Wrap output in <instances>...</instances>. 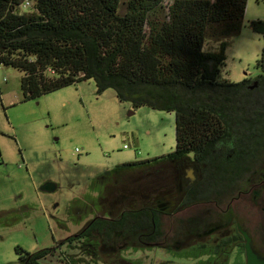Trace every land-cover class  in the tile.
<instances>
[{"label":"trees","instance_id":"1","mask_svg":"<svg viewBox=\"0 0 264 264\" xmlns=\"http://www.w3.org/2000/svg\"><path fill=\"white\" fill-rule=\"evenodd\" d=\"M26 2L30 3L27 9ZM246 3L0 0V66L23 73L24 102L93 80L98 94L112 89L120 102L134 109L149 107L175 115L174 151L160 159L116 167L95 181L98 193L114 197V179L135 171L160 175L164 194L175 188L168 185L165 171L190 166L194 181L182 182L180 202L167 216L198 206L225 205L264 173V45L255 65L260 74L238 84L218 80L226 43L221 42L215 52H205L203 47L208 40L220 42L240 34ZM249 28L264 40V22L252 21ZM137 194L114 216L115 201L106 203L100 194L94 200L95 208L90 203L73 208V217L94 214L77 237L92 242V258L114 234L136 235V249L163 241L162 217L152 211L148 196ZM191 227L185 228L191 231ZM85 241L80 244L83 252L89 249ZM194 241L182 247L190 248L182 256H208L204 264H228L231 251L227 246L237 236L217 250H212L209 241L201 245ZM239 253L243 254L242 246ZM16 254L20 264H42L57 249L34 254L17 249Z\"/></svg>","mask_w":264,"mask_h":264},{"label":"rangeland","instance_id":"2","mask_svg":"<svg viewBox=\"0 0 264 264\" xmlns=\"http://www.w3.org/2000/svg\"><path fill=\"white\" fill-rule=\"evenodd\" d=\"M252 21L264 22V0H247L239 35L220 42L206 41L205 52H215L221 42L227 45L219 81L238 84L260 74L255 65L264 40L250 30ZM22 77V72L0 66V264H20L17 249L30 254L57 249V254L42 264H67L65 259L70 264H87V257L80 255L85 248L80 252L68 243L62 244L93 220V213L73 217V208L89 203L95 208L98 194L110 204L116 196L120 201L113 203L114 216L124 206L119 203L125 196L137 197L138 192L149 200L159 196L164 185L146 172H126L115 178L114 197L102 194L103 191L98 193L95 181L120 165L160 159L172 153L176 146L175 115L149 107L134 109L130 103L120 102L112 89L98 94L93 80L24 102ZM46 185L53 186V190H42ZM233 209L257 243L261 242L264 215L259 207L242 199ZM198 212L192 208L165 220V230L171 234L177 226L175 220H186ZM193 222L188 225L193 226ZM188 252L184 249L178 254ZM178 254L146 247L116 255L101 252L92 259L115 264L207 261L206 256L191 258ZM120 255L128 262L121 260ZM243 260L245 255L237 256L234 251L229 264Z\"/></svg>","mask_w":264,"mask_h":264},{"label":"flooded vegetation","instance_id":"3","mask_svg":"<svg viewBox=\"0 0 264 264\" xmlns=\"http://www.w3.org/2000/svg\"><path fill=\"white\" fill-rule=\"evenodd\" d=\"M155 169H158V168L156 167L154 168V170ZM132 172H135V171H131V173ZM193 174H194V170L190 166L182 167L181 169L178 168L177 171H175L172 168H169L168 171H165L163 176L166 179L168 185H170V187L172 185V187L174 186L175 188L168 190V191H164V194L161 193L159 196L157 195L151 196L150 201H149L152 211H154V213H156L157 216L162 217L161 221H162L163 230H164L163 241L157 242V243L148 242L147 248H160V249H164L166 251L172 252L174 254H178V253H181V251L184 249H190V248L183 249L182 247L188 242V240L190 239L192 240L195 238V241L193 244L201 245L202 243L209 241L210 247L212 248V250H217L219 247H221L225 243L228 244L229 240H231L234 234H236L237 241L235 243L228 244L227 247L230 248L231 254L232 252L236 251L237 256H239L240 254L239 248L242 246L243 254H240V255L244 256L246 240L244 239L243 233H246L247 236L251 240L250 245H251L253 252L255 253V255L257 256L259 260H264V231L262 233L261 242L257 243L254 237L249 233L247 228L243 226V219L240 218L237 215V213H235V210L233 209V205L235 203L239 202L242 199H246L252 202L254 205H257L261 213H263L264 215V173L260 174V176L257 177L255 182L251 184L249 183L244 188V190L236 198L231 200L229 203L225 205H218L215 203L211 206H205V208H208V209H203V210L202 208L204 206L195 207L199 210V212L196 215L191 216L187 218L186 220H183V219L175 220L177 223V226L173 230V232H171V234L165 230L164 221L167 219L168 220L173 219L175 218V216L179 214V213L178 214L173 213L167 216L168 212L172 211V209L176 205H178V203L180 202L178 191L181 192L182 190V187H181L182 182H189V183L193 182L194 181ZM153 176L155 177V180L157 182H161L159 178L160 175L159 176L153 175ZM116 198L117 197H115L113 201L111 200V202H114V201L116 202L117 201ZM133 199L134 197L132 198L129 196L128 197L125 196V198L121 200L119 205L124 204V206H126L127 203L133 201ZM117 213H119V210ZM204 213H205V217L203 218L201 215L204 216ZM193 218L195 220H194L193 226L191 227L192 230L187 231L185 227H188L187 226L188 221ZM260 227L264 230V217L262 219ZM79 233L74 237H70L76 240L75 243L65 242V243H68L69 247L77 248L78 251L81 249L80 244L84 243L85 241L84 239L80 240L77 238ZM68 239L69 238H67L65 241H68ZM138 242H139V239L137 238L136 235L123 236V235L114 234V237H111V239L106 240L105 245H101V247H99L100 249L99 251L100 253L101 252L105 253L106 256L116 255L117 253L121 254L122 251L137 250L136 248H137ZM90 244L92 243L89 242V244L87 245L89 249H86V251L83 252L84 258L87 257L88 259V261H86L87 264H115L114 261L109 262V263L106 261H101L100 263L99 260H93L91 257V254L89 253ZM87 253H89L88 256H87ZM178 255L182 256V254H178ZM120 258L123 261H127V259L123 258L122 255H120ZM206 258H209V257L206 256ZM242 262L243 264H246V260H243Z\"/></svg>","mask_w":264,"mask_h":264},{"label":"water","instance_id":"4","mask_svg":"<svg viewBox=\"0 0 264 264\" xmlns=\"http://www.w3.org/2000/svg\"><path fill=\"white\" fill-rule=\"evenodd\" d=\"M53 186L51 185H46L42 188V190L47 191V190H53ZM244 239L246 240V244H245V260H246V264H264V260H259L257 258V256L255 255V253L253 252L252 248H251V240L250 238L247 236L246 233H243Z\"/></svg>","mask_w":264,"mask_h":264},{"label":"built area","instance_id":"5","mask_svg":"<svg viewBox=\"0 0 264 264\" xmlns=\"http://www.w3.org/2000/svg\"><path fill=\"white\" fill-rule=\"evenodd\" d=\"M30 7V3L29 2H26L25 4H24V8H29Z\"/></svg>","mask_w":264,"mask_h":264},{"label":"crops","instance_id":"6","mask_svg":"<svg viewBox=\"0 0 264 264\" xmlns=\"http://www.w3.org/2000/svg\"><path fill=\"white\" fill-rule=\"evenodd\" d=\"M255 35H256V34H255ZM256 36H259V35H256ZM218 44H219V43H217V45H218ZM217 45H216V46H217ZM216 46H214V48H213V49H215V48H216ZM262 48H263V47H262ZM262 48H261V50H262Z\"/></svg>","mask_w":264,"mask_h":264}]
</instances>
